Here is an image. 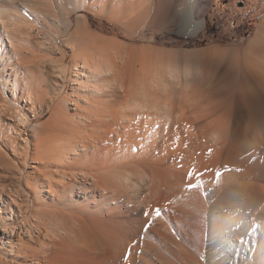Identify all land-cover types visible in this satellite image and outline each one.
Returning a JSON list of instances; mask_svg holds the SVG:
<instances>
[{"label":"bare ground","instance_id":"6f19581e","mask_svg":"<svg viewBox=\"0 0 264 264\" xmlns=\"http://www.w3.org/2000/svg\"><path fill=\"white\" fill-rule=\"evenodd\" d=\"M123 1H25L51 16L47 36L0 0L3 144L34 163L25 180L0 173V263L264 264V19L244 46L183 52L127 49L66 19ZM155 1L183 32L205 24L199 0ZM71 30L69 67L58 41Z\"/></svg>","mask_w":264,"mask_h":264},{"label":"rangeland","instance_id":"374dc122","mask_svg":"<svg viewBox=\"0 0 264 264\" xmlns=\"http://www.w3.org/2000/svg\"><path fill=\"white\" fill-rule=\"evenodd\" d=\"M17 1L23 5V7L25 6L23 8L24 14H27L29 18L32 16L37 17L36 27H40L45 35L49 36L53 33L55 34V32H53L54 28L51 27V29L47 24L48 18H51V16L42 9L44 8L42 3H38L35 6V9H41L42 11L41 14L37 15L32 11L34 7L24 3L27 0ZM142 1L143 0H126L116 7L101 4L93 5L92 7L89 6L88 8H78L68 12L66 19L71 18L74 24L78 18L84 17L83 20L85 19L84 21H88L87 23L92 30L105 37H111L120 41L127 49L132 47L142 50L164 48L182 52L195 49H208L216 45L221 47L244 46L254 37L259 25L264 19V0H199L202 7L205 8V12L202 14L205 19V24L198 33L192 34V30L185 32L181 31V18H169L164 20V14H159L162 17L156 18L158 15L156 11L158 5L155 0H150L143 9H140ZM146 1L147 0H145V2ZM174 1H176L178 10L184 9L188 5V0ZM195 1L196 3L199 2L198 0ZM133 19H137V22H132ZM73 28L74 25L72 26V30ZM72 30L63 34L58 41L59 46L64 50L65 55H67L65 64L69 67L72 65V58L70 47L66 43L69 38H71ZM52 56L57 59L56 57L61 58L62 54L56 51ZM69 77L70 73L66 82V90H69L70 87ZM60 97H62V95ZM60 97L57 101L61 99ZM25 105L24 103V106ZM49 114L50 112L46 111L45 114L40 117L33 118L32 124L40 125L41 122L43 123L46 121ZM11 122L12 121L6 116H0V146L13 163H18L16 166H18L19 169L16 168L14 171L15 168L13 167V169H9V171L5 169V171H3V166H1L0 173L7 172L8 176L10 174L17 178L23 176L24 178H22L25 180L34 169L32 159H29L24 167V153L21 152L19 155H22V159L17 158L10 150L6 149L3 144V142L7 140L9 131L8 124ZM31 128L32 126L29 129L31 130ZM30 130L29 133H31ZM12 170L14 173H11L13 172ZM32 204L33 198L30 200L31 207ZM21 221H23V219H21ZM2 234L3 230L0 231V239ZM5 241L7 242V239H4V242ZM7 247L8 244H3L0 240V258L4 257L5 253L2 251H7Z\"/></svg>","mask_w":264,"mask_h":264},{"label":"trees","instance_id":"16d2710c","mask_svg":"<svg viewBox=\"0 0 264 264\" xmlns=\"http://www.w3.org/2000/svg\"><path fill=\"white\" fill-rule=\"evenodd\" d=\"M107 24H109L108 22H106Z\"/></svg>","mask_w":264,"mask_h":264}]
</instances>
